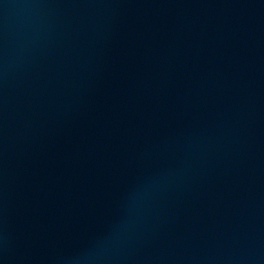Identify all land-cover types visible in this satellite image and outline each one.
Returning a JSON list of instances; mask_svg holds the SVG:
<instances>
[{"label": "water", "instance_id": "95a60500", "mask_svg": "<svg viewBox=\"0 0 264 264\" xmlns=\"http://www.w3.org/2000/svg\"><path fill=\"white\" fill-rule=\"evenodd\" d=\"M0 264H264V0H0Z\"/></svg>", "mask_w": 264, "mask_h": 264}]
</instances>
